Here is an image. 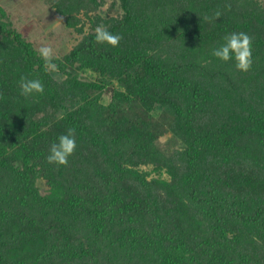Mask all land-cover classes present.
<instances>
[{
    "label": "trees",
    "instance_id": "obj_1",
    "mask_svg": "<svg viewBox=\"0 0 264 264\" xmlns=\"http://www.w3.org/2000/svg\"><path fill=\"white\" fill-rule=\"evenodd\" d=\"M104 1L54 0L80 35L57 74L0 8V264H264V2ZM232 31L247 72L211 55ZM68 128L75 151L49 163Z\"/></svg>",
    "mask_w": 264,
    "mask_h": 264
},
{
    "label": "rangeland",
    "instance_id": "obj_2",
    "mask_svg": "<svg viewBox=\"0 0 264 264\" xmlns=\"http://www.w3.org/2000/svg\"><path fill=\"white\" fill-rule=\"evenodd\" d=\"M264 2V0H260ZM54 0H0V8L7 14L9 20L34 47L42 44L52 47L53 56H62L68 52L80 37L74 27L67 25L65 17L58 13L53 5ZM112 0H105L100 11L103 15L118 14V6H113ZM81 77L95 79L96 75L85 69L76 70ZM54 73L57 74V71ZM114 85V84H113ZM112 85H107L102 95V101L109 103L112 94ZM155 117L160 118V111L156 110ZM160 144L164 148H173L181 145L175 136L167 131L161 135Z\"/></svg>",
    "mask_w": 264,
    "mask_h": 264
},
{
    "label": "clouds",
    "instance_id": "obj_3",
    "mask_svg": "<svg viewBox=\"0 0 264 264\" xmlns=\"http://www.w3.org/2000/svg\"><path fill=\"white\" fill-rule=\"evenodd\" d=\"M219 11L213 14V18L220 17ZM94 39L100 43L117 45L120 36L110 32L103 26L97 25L94 30ZM38 55L43 60L45 71H57L56 59L53 56L51 46L42 44L38 50ZM211 55L220 61H233L235 68L241 72H247L253 63L251 37L244 31H232L223 37V42L211 49ZM20 94L28 97L35 93L44 91V84L39 78H28L21 76L19 80ZM77 138L74 129L68 128L65 133H61L48 148L46 160L54 164H66L68 157L76 149Z\"/></svg>",
    "mask_w": 264,
    "mask_h": 264
}]
</instances>
